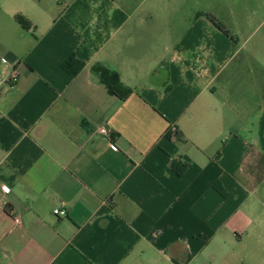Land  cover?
<instances>
[{"label": "crops", "instance_id": "1", "mask_svg": "<svg viewBox=\"0 0 264 264\" xmlns=\"http://www.w3.org/2000/svg\"><path fill=\"white\" fill-rule=\"evenodd\" d=\"M166 3L0 0V264H264V0Z\"/></svg>", "mask_w": 264, "mask_h": 264}, {"label": "trees", "instance_id": "2", "mask_svg": "<svg viewBox=\"0 0 264 264\" xmlns=\"http://www.w3.org/2000/svg\"><path fill=\"white\" fill-rule=\"evenodd\" d=\"M205 16L220 31L229 34V32L225 30L224 26L214 17L208 14H205ZM16 21L25 30H29L32 27L31 21L22 15H17ZM84 67L85 63L78 59L74 54L70 55L63 63V68L72 76L79 74ZM92 72L98 77L101 83L106 86L108 92L111 95L117 96L121 99H127L131 95L132 90L125 87V85L121 82L117 72L111 68L106 67L104 64L98 63L92 67ZM174 170L177 175L183 176L187 170V166L174 163Z\"/></svg>", "mask_w": 264, "mask_h": 264}, {"label": "rangeland", "instance_id": "3", "mask_svg": "<svg viewBox=\"0 0 264 264\" xmlns=\"http://www.w3.org/2000/svg\"><path fill=\"white\" fill-rule=\"evenodd\" d=\"M205 2L206 8L214 7L219 9V12H223V17H228L230 14V10L232 9L229 5V0H203ZM191 3L192 0H167L166 5L164 7L168 10L174 13L177 12L178 10H183V12H187L189 9H191ZM204 5V4H203ZM206 8H203L202 10L206 12ZM245 8H243L244 10ZM187 10V11H186ZM172 13V14H173ZM264 33V31H262Z\"/></svg>", "mask_w": 264, "mask_h": 264}, {"label": "built area", "instance_id": "4", "mask_svg": "<svg viewBox=\"0 0 264 264\" xmlns=\"http://www.w3.org/2000/svg\"><path fill=\"white\" fill-rule=\"evenodd\" d=\"M11 78L13 79V81H17V74L13 73ZM97 133H99L100 135L107 137V138H110L113 135V132L106 127H99L97 129ZM171 134H172L173 138L176 137V128L175 127L171 128ZM53 212L56 216H58L60 218L66 217V215H67V211L64 209H58L57 208V209H54ZM15 223L20 225L21 219L19 217H16Z\"/></svg>", "mask_w": 264, "mask_h": 264}]
</instances>
